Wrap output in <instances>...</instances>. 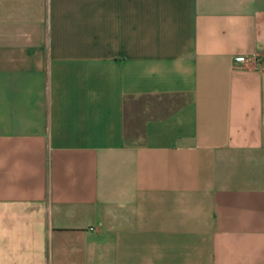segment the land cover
I'll use <instances>...</instances> for the list:
<instances>
[{
	"label": "crops",
	"instance_id": "crops-1",
	"mask_svg": "<svg viewBox=\"0 0 264 264\" xmlns=\"http://www.w3.org/2000/svg\"><path fill=\"white\" fill-rule=\"evenodd\" d=\"M253 54L264 0H0V264H264Z\"/></svg>",
	"mask_w": 264,
	"mask_h": 264
},
{
	"label": "built area",
	"instance_id": "built-area-1",
	"mask_svg": "<svg viewBox=\"0 0 264 264\" xmlns=\"http://www.w3.org/2000/svg\"><path fill=\"white\" fill-rule=\"evenodd\" d=\"M250 58H252V59H254L256 61H260V69L264 71V63L261 62V60H262L261 57H259L256 54H253ZM237 59H239L240 61H246V58L245 57H239Z\"/></svg>",
	"mask_w": 264,
	"mask_h": 264
}]
</instances>
